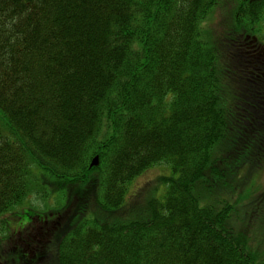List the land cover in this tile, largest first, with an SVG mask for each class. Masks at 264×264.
Listing matches in <instances>:
<instances>
[{"label": "trees", "instance_id": "1", "mask_svg": "<svg viewBox=\"0 0 264 264\" xmlns=\"http://www.w3.org/2000/svg\"><path fill=\"white\" fill-rule=\"evenodd\" d=\"M225 5L0 0V264H264L237 170L264 159V0L216 40Z\"/></svg>", "mask_w": 264, "mask_h": 264}, {"label": "rangeland", "instance_id": "2", "mask_svg": "<svg viewBox=\"0 0 264 264\" xmlns=\"http://www.w3.org/2000/svg\"><path fill=\"white\" fill-rule=\"evenodd\" d=\"M226 5L224 8L217 9V11L212 15V17L206 22L207 32L211 34V36L218 40L219 38L224 39L227 32H229V27L231 25L230 15L233 8L232 3L235 5V0H225ZM227 8V13H226ZM255 41V47L264 50V41L259 42L258 39H253ZM237 151L231 150L229 153L232 155ZM100 159V158H99ZM255 167H250L251 165H244L239 167L238 173L240 172L239 181L242 180V184L239 185L238 193L242 194V201L244 203L253 202L257 195L264 190V159L261 161L254 160ZM236 169V168H235ZM170 169L167 165H157L153 168L145 171L139 178L135 180L131 190L132 194H136L137 192H141L142 196L139 198V201L136 203V207H142L145 201H141V198L146 195V190L150 189L156 193V195L161 196L164 190V186H162V182L158 183V180L161 175L169 174ZM233 176L229 177V181H232ZM160 182V181H159ZM131 194L130 201L133 202V195ZM33 206L38 210L37 212H43L44 209L41 204L38 203L36 197L29 198L25 204L18 207L16 210H12L9 214L11 228L15 229L17 226L22 227V225H27L28 220H30L31 215L27 211L29 209H33ZM38 206V207H37ZM18 214L17 216H15ZM21 214V215H19ZM37 221V218L35 219ZM41 224H38L40 226ZM251 226L254 229L255 234L261 233L260 227L264 229V217L261 214V208H257L255 210V215L253 217ZM43 228L45 226L42 225ZM12 231V230H10ZM262 243L261 247H264V236L261 238ZM19 243V242H18ZM18 243H14L13 246H16ZM10 244V243H9ZM263 257L260 259H264Z\"/></svg>", "mask_w": 264, "mask_h": 264}, {"label": "water", "instance_id": "3", "mask_svg": "<svg viewBox=\"0 0 264 264\" xmlns=\"http://www.w3.org/2000/svg\"><path fill=\"white\" fill-rule=\"evenodd\" d=\"M100 162L99 156H95L91 162V166L98 165Z\"/></svg>", "mask_w": 264, "mask_h": 264}, {"label": "flooded vegetation", "instance_id": "4", "mask_svg": "<svg viewBox=\"0 0 264 264\" xmlns=\"http://www.w3.org/2000/svg\"><path fill=\"white\" fill-rule=\"evenodd\" d=\"M22 227L24 228V226H22ZM22 227H19V226H18V231L20 230V234L23 235V236H26L27 233L23 232ZM19 228H20V229H19ZM23 239H24V238H20L21 241H22Z\"/></svg>", "mask_w": 264, "mask_h": 264}]
</instances>
